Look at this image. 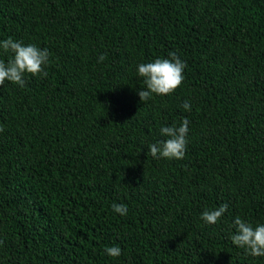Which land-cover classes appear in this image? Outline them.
Returning <instances> with one entry per match:
<instances>
[{
  "label": "trees",
  "instance_id": "trees-1",
  "mask_svg": "<svg viewBox=\"0 0 264 264\" xmlns=\"http://www.w3.org/2000/svg\"><path fill=\"white\" fill-rule=\"evenodd\" d=\"M10 37L51 63L0 86V264H264L231 240L264 224V0H0ZM170 52L182 85L142 102ZM185 118V157L153 158Z\"/></svg>",
  "mask_w": 264,
  "mask_h": 264
},
{
  "label": "clouds",
  "instance_id": "clouds-1",
  "mask_svg": "<svg viewBox=\"0 0 264 264\" xmlns=\"http://www.w3.org/2000/svg\"><path fill=\"white\" fill-rule=\"evenodd\" d=\"M0 49L4 54L11 53V58L5 62L0 59V86L5 82L25 86V75L46 77V67L50 65V52L47 48H40L35 44L25 45L11 37L0 41ZM105 56L101 55L98 62H103ZM185 62L175 52L169 53V58H157L152 62L140 63L137 68L138 76L143 78L144 87L138 92L140 100L147 102L153 95L166 96L174 93L183 83ZM186 111H191V105L185 102L182 106ZM189 121L185 118L182 123L172 126H161V136L166 139L149 146L153 158L181 160L187 151V135ZM4 129L0 127V132ZM229 205L221 204L214 209H205L201 219L207 224H217L227 212ZM112 209L121 216L127 215L128 209L124 204L113 203ZM235 233L231 235L234 245L245 250L251 257H264V224L255 226L237 216L234 220ZM3 243V241H0ZM109 257H119L122 250L119 246H109L104 249Z\"/></svg>",
  "mask_w": 264,
  "mask_h": 264
}]
</instances>
